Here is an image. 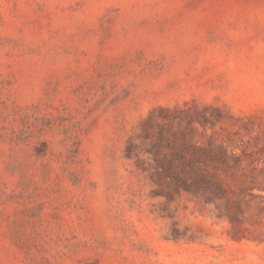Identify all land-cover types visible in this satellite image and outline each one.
<instances>
[{"label":"rangeland","instance_id":"obj_1","mask_svg":"<svg viewBox=\"0 0 264 264\" xmlns=\"http://www.w3.org/2000/svg\"><path fill=\"white\" fill-rule=\"evenodd\" d=\"M186 103L242 118L235 224L126 155ZM0 264H264V0H0Z\"/></svg>","mask_w":264,"mask_h":264},{"label":"trees","instance_id":"obj_2","mask_svg":"<svg viewBox=\"0 0 264 264\" xmlns=\"http://www.w3.org/2000/svg\"><path fill=\"white\" fill-rule=\"evenodd\" d=\"M227 118L232 125L242 119L214 105L155 106L141 125L139 140L136 143L133 138L129 140L126 155L136 156L138 169L149 172L161 186L156 194L174 200L188 192L207 202L223 201L229 219L235 224L241 206L234 185L243 181L244 161L255 158L250 140L243 134L237 140L240 131L220 137L215 127ZM197 124L213 129L212 133L203 134L202 142L194 138ZM240 125L249 130L245 122Z\"/></svg>","mask_w":264,"mask_h":264}]
</instances>
